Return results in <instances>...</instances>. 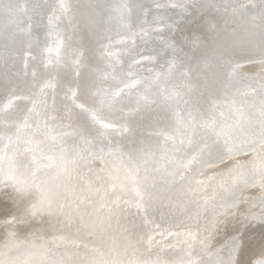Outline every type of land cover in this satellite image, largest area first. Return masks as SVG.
I'll return each mask as SVG.
<instances>
[{
    "label": "snow or ice",
    "instance_id": "obj_1",
    "mask_svg": "<svg viewBox=\"0 0 264 264\" xmlns=\"http://www.w3.org/2000/svg\"><path fill=\"white\" fill-rule=\"evenodd\" d=\"M51 8L49 25L56 13L68 11L66 0ZM111 8L114 15L109 21L115 22L117 39L112 38L110 27L96 33L99 63L88 65L90 75L83 81L77 71L75 87L69 85L64 98L90 115L93 128L101 111L96 97L110 110L134 98V107L128 108L118 126L99 120L103 132L95 128L93 134V128L77 126L69 133L65 129L71 125L52 114L58 113L55 100L51 111L47 103V90L55 88L54 77L45 80L35 68L30 82L18 73L0 76V146L4 153L0 155V264H161L135 258L150 249L144 247L143 234L137 235L122 223L121 208L127 204L146 216L166 205L182 206L170 197L177 183L182 188L207 184L213 195L204 199L196 214L203 225L198 237H192L198 239V250L189 245L171 264H264V75L258 85L245 84L248 91H233L241 61L264 66V0H150L148 5L140 0H117ZM17 11L32 19L27 0ZM230 21L239 22L240 27H230ZM22 24L12 36L20 42L27 40L30 50L31 25L25 30ZM137 37L142 43L154 44L148 55ZM6 53V60L11 59V53ZM74 63L79 67L83 61L78 58ZM146 64L153 67L145 70L141 66ZM27 68L26 62L24 76ZM44 69L47 75V64ZM209 74L228 101L227 116L218 112L220 100L212 94L207 112L184 115L182 109L170 135L163 130L153 141L149 133L141 139L140 148L125 153L118 137L132 131L128 117L155 104L178 106L182 94L194 90V77ZM177 80L183 82L173 83ZM69 135L79 138L71 148L66 146ZM106 159L119 161L109 180L100 175L92 179L93 171L103 169L83 172L89 163ZM142 167L145 177L140 176ZM205 168L225 171L195 180ZM118 181L135 185L134 204L118 196L112 199ZM96 183L100 186L94 187ZM245 192L250 194L245 197ZM55 222L87 230L101 243L91 249L85 245V251H61L57 242L64 237L45 238L58 230ZM229 226L232 234L215 246L221 228Z\"/></svg>",
    "mask_w": 264,
    "mask_h": 264
},
{
    "label": "bare ground",
    "instance_id": "obj_2",
    "mask_svg": "<svg viewBox=\"0 0 264 264\" xmlns=\"http://www.w3.org/2000/svg\"><path fill=\"white\" fill-rule=\"evenodd\" d=\"M60 0H27V7L29 8L28 15L32 16L29 20L28 16L22 15L17 11L20 3L24 0H0V76L6 73L19 74L25 81L30 82L33 68L38 75L43 79H48V76L54 77L52 83L55 85L54 90L49 88L47 90V103L49 110L53 107L55 100V107L58 109V114L62 118L66 127L65 131L71 133L73 128L77 126H84L85 128H93L90 122V115L86 116L81 113L78 108L71 104V100H65L64 93L66 88L71 85L75 87V77L77 71L80 72L81 81L85 76L90 75L88 65H96L99 63V48L96 41V33L105 27L113 29L112 38L117 39L115 35V22L109 21L110 15H114L111 5L117 0H66L68 11L63 13H56V19L49 25V16L53 15L51 5L58 4ZM140 2L148 5L150 0H140ZM33 9L35 14L33 15ZM143 17H141V20ZM23 21L22 27L27 30L31 25L32 38L31 49L29 50L27 40L20 42L12 36L16 31L17 25ZM230 27H240L239 22L230 21ZM221 24L223 21L221 20ZM154 27H158L154 26ZM139 31V27L135 28ZM137 43L141 49H145L144 54L148 55L150 49L154 47L152 43H142L141 38L137 37ZM155 40L156 37H152ZM107 43V41H105ZM211 45L209 44V49ZM6 50L11 53V59L6 60ZM113 51H117L113 49ZM81 53L83 56L81 57ZM36 57L33 61L32 57ZM78 58H81L83 63L77 67L74 63ZM139 59V57H137ZM59 61V63H57ZM28 63L27 75L25 73V63ZM163 63V60L160 61ZM48 65V74L45 75L44 65ZM242 67L239 69L237 77L238 83L234 85L233 91L236 88L241 89L242 92L248 91L244 87L245 84L260 83V76L264 75V66L259 64L252 65L241 61ZM142 68H152V64L142 65ZM183 81H173L175 84H181ZM194 90L187 94H182L178 106L173 104L169 107L167 104H155L151 109L139 112L128 117L131 124L132 131L126 135L118 137V142L124 146L125 153L128 150H137L141 147L140 141L142 138H147L151 133V138L154 141L157 134L163 130L165 134L170 135L174 130L176 121L181 110H184V115L188 111L198 110L201 113L207 112L209 96L216 94V98L220 100L219 111H224L227 116L228 101L224 99L222 90L218 91L219 85L216 80L209 74L207 77H194ZM100 87H107V85H100ZM116 90V89H113ZM71 94L69 93V97ZM77 101V104L81 103ZM134 98H126L120 104L115 105L111 110L107 104L101 105V97H96V107L101 111L98 114L97 122L93 128H98L101 132L104 129L101 127L99 120H103L105 124L115 123L117 126L122 122V117L128 111L129 107H134ZM31 107V105H28ZM72 108L71 111L68 109ZM127 126V125H126ZM111 139V137H109ZM79 138L74 135L66 137V146L71 148L78 142ZM163 140V137H160ZM99 147V144H97ZM2 146H0V155H3ZM48 155H51L49 153ZM256 154L253 153V156ZM71 158V157H70ZM252 159L253 157H246ZM47 163V160H43ZM119 163L118 160L111 159L96 160L89 163L87 167L82 170L85 174L88 173L89 168L93 170L103 169V172L93 171L92 179L95 180L97 175L103 177L104 180H109L115 176V165ZM154 167V165H151ZM224 169L216 168L213 171H208L205 168L200 174L195 176V180H205L207 177L213 175L214 172H222ZM147 174L144 168H141L140 176L145 177ZM221 178H218L214 183L219 184ZM117 196L121 200L129 201L134 204L137 197L135 185L131 181H118ZM148 187L152 186V178L147 176ZM96 183L94 187H99ZM250 192H245L247 197ZM213 195L212 187L204 185H195L191 187H183L177 183L170 189V197L174 204L182 205L177 207L165 206L162 209L149 212L146 216L143 213L138 214L135 207L129 205H122L121 215L122 223L128 224L134 228L137 235L143 234L145 237L146 249L142 254L138 253L135 258L141 261H160L161 264H171L172 261L178 260L185 249L191 245L198 250V237L202 223H199L196 217L197 211L202 205L205 198ZM94 200L99 197L92 196ZM56 223L58 229L55 233L49 232L45 238L51 237L53 234L62 236L64 239L58 241L61 251L65 248L72 252L85 251V245L88 249L97 246L101 241L95 235H89L87 230L80 229L74 226L62 227L60 223ZM231 226L226 230L222 227L220 233L216 236L213 242L215 246L231 235ZM29 235V234H24ZM38 236H43V233H37ZM151 237V243H147V238ZM23 239V236L20 237ZM3 242V237L0 236V243Z\"/></svg>",
    "mask_w": 264,
    "mask_h": 264
}]
</instances>
